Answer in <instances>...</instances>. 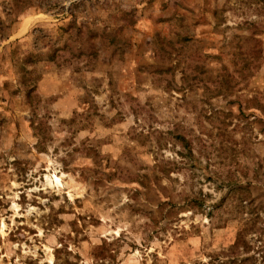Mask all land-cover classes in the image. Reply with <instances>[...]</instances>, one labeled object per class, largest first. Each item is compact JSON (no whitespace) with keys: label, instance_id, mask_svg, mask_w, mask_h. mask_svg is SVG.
<instances>
[{"label":"rangeland","instance_id":"rangeland-1","mask_svg":"<svg viewBox=\"0 0 264 264\" xmlns=\"http://www.w3.org/2000/svg\"><path fill=\"white\" fill-rule=\"evenodd\" d=\"M0 264H264V0H0Z\"/></svg>","mask_w":264,"mask_h":264},{"label":"trees","instance_id":"trees-1","mask_svg":"<svg viewBox=\"0 0 264 264\" xmlns=\"http://www.w3.org/2000/svg\"><path fill=\"white\" fill-rule=\"evenodd\" d=\"M242 233H243V232H240V234L238 235V239H237V242L235 243V246L239 245L240 241L243 240V238H242V236H241ZM244 244H245V243H244Z\"/></svg>","mask_w":264,"mask_h":264},{"label":"bare ground","instance_id":"bare-ground-1","mask_svg":"<svg viewBox=\"0 0 264 264\" xmlns=\"http://www.w3.org/2000/svg\"><path fill=\"white\" fill-rule=\"evenodd\" d=\"M24 29H25V28H24ZM24 29H22V31H23Z\"/></svg>","mask_w":264,"mask_h":264}]
</instances>
